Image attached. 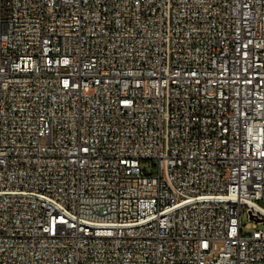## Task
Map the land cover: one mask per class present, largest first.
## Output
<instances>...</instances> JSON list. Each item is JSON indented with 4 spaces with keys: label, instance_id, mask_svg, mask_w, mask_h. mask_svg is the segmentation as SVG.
<instances>
[{
    "label": "built area",
    "instance_id": "2783aa9c",
    "mask_svg": "<svg viewBox=\"0 0 264 264\" xmlns=\"http://www.w3.org/2000/svg\"><path fill=\"white\" fill-rule=\"evenodd\" d=\"M260 203L264 0H0V264H264Z\"/></svg>",
    "mask_w": 264,
    "mask_h": 264
},
{
    "label": "rangeland",
    "instance_id": "374dc122",
    "mask_svg": "<svg viewBox=\"0 0 264 264\" xmlns=\"http://www.w3.org/2000/svg\"><path fill=\"white\" fill-rule=\"evenodd\" d=\"M152 164H153V161L151 160H144L141 162L142 167H144L146 169V172H149V173L154 172V167L152 166ZM260 204L264 205V203H260ZM241 218L243 221L246 220V216L244 213H242Z\"/></svg>",
    "mask_w": 264,
    "mask_h": 264
}]
</instances>
